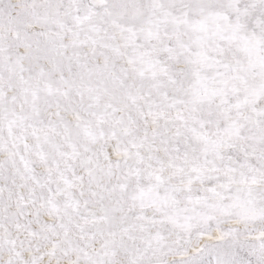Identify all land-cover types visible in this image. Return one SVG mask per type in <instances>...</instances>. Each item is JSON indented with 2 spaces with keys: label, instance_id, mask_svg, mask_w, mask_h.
I'll return each instance as SVG.
<instances>
[{
  "label": "snow or ice",
  "instance_id": "obj_1",
  "mask_svg": "<svg viewBox=\"0 0 264 264\" xmlns=\"http://www.w3.org/2000/svg\"><path fill=\"white\" fill-rule=\"evenodd\" d=\"M0 264H264V0H0Z\"/></svg>",
  "mask_w": 264,
  "mask_h": 264
}]
</instances>
